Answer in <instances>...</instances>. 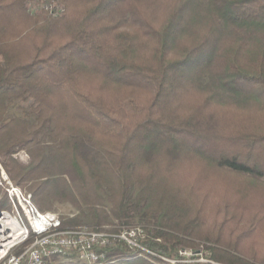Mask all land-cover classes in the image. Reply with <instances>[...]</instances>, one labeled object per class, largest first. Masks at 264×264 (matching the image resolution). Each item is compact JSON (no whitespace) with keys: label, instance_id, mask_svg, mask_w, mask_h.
<instances>
[{"label":"trees","instance_id":"trees-1","mask_svg":"<svg viewBox=\"0 0 264 264\" xmlns=\"http://www.w3.org/2000/svg\"><path fill=\"white\" fill-rule=\"evenodd\" d=\"M40 1L0 0L10 177L209 259L117 241L102 264H264V0Z\"/></svg>","mask_w":264,"mask_h":264},{"label":"built area","instance_id":"built-area-1","mask_svg":"<svg viewBox=\"0 0 264 264\" xmlns=\"http://www.w3.org/2000/svg\"><path fill=\"white\" fill-rule=\"evenodd\" d=\"M0 184L9 203L0 209V264H102L103 248L117 241L172 263L191 262L199 254L180 249L184 259H173L156 253L145 244L148 231L140 224L66 225L58 212L42 210L1 165Z\"/></svg>","mask_w":264,"mask_h":264},{"label":"rangeland","instance_id":"rangeland-1","mask_svg":"<svg viewBox=\"0 0 264 264\" xmlns=\"http://www.w3.org/2000/svg\"><path fill=\"white\" fill-rule=\"evenodd\" d=\"M32 4L41 5L42 1L33 0ZM15 156L23 163H27L29 161V156L24 150L19 151L18 153H16ZM0 165L4 168V166L2 165L1 162H0ZM0 188L2 189L1 194H0V200H1L4 196L6 197V194H5V189L1 184H0ZM24 189L26 191H28L26 188H24ZM8 206H9V203L7 200V207ZM105 206L107 207L108 211H110L111 203L108 200L105 202ZM51 210L58 212L61 215V217L63 218V221L66 225L80 224V223H85V222L93 223L91 221V219L87 216L84 209L76 206L75 204H73L70 201H63V202L56 201L54 203L53 209H51ZM105 224L121 225L116 219L111 217V215H110L109 221ZM132 225H139V224H132ZM202 247H200V248H202ZM181 249H187L188 252H191V251L195 252V250L192 249L191 247H183ZM196 252H198L199 254H197V256H196L197 259H195L194 261H201L202 257L206 258L204 251L198 250ZM182 257H183L182 259H184V255H182ZM191 262H193V261H191Z\"/></svg>","mask_w":264,"mask_h":264}]
</instances>
